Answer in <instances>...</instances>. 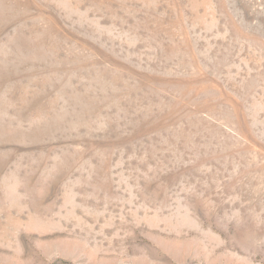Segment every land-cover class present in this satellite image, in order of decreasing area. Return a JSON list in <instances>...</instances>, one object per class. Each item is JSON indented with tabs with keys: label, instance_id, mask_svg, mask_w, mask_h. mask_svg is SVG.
<instances>
[{
	"label": "rangeland",
	"instance_id": "rangeland-1",
	"mask_svg": "<svg viewBox=\"0 0 264 264\" xmlns=\"http://www.w3.org/2000/svg\"><path fill=\"white\" fill-rule=\"evenodd\" d=\"M0 264H264V0H0Z\"/></svg>",
	"mask_w": 264,
	"mask_h": 264
}]
</instances>
